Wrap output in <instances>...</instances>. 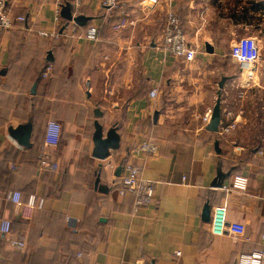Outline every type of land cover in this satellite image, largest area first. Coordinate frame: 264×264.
<instances>
[{"label":"crops","instance_id":"crops-1","mask_svg":"<svg viewBox=\"0 0 264 264\" xmlns=\"http://www.w3.org/2000/svg\"><path fill=\"white\" fill-rule=\"evenodd\" d=\"M102 1L8 0L25 20L0 30V264H234L264 250V0ZM170 14L192 57L164 50ZM242 40L257 62L241 64ZM50 120L58 168L42 169ZM144 140L157 152L137 151ZM97 141L112 145L103 158ZM128 166L153 183L152 203L119 193Z\"/></svg>","mask_w":264,"mask_h":264},{"label":"built area","instance_id":"built-area-1","mask_svg":"<svg viewBox=\"0 0 264 264\" xmlns=\"http://www.w3.org/2000/svg\"><path fill=\"white\" fill-rule=\"evenodd\" d=\"M70 2L76 9H79L83 5L84 0H70ZM121 2V0H103L102 5L113 11L120 7ZM55 15L56 19H60L62 17L60 5L56 9ZM24 20V16L14 17L11 14L8 6V0H0V30L11 29L14 27L16 21L23 22ZM125 23L126 22L123 18V21L119 24V26L125 25ZM163 33V47L166 52L181 59L189 58L194 55V49L190 46L181 22L176 15H168ZM86 37L92 40L98 39L97 27H91L87 32ZM234 53L243 65L255 63L260 59L258 47L254 42L251 41L242 40L238 47L235 48ZM47 70H49V68H47ZM156 94L157 89H153L151 91V96L155 97ZM210 113L211 110H209L208 113L203 117L204 122L209 121ZM236 126L237 122L231 121L226 125H222L221 129L223 132H229ZM61 133L62 126L58 121L50 120L47 123L45 129L44 150L40 154V166L42 169L58 168V163L51 159L47 149L55 147L59 143ZM157 150V146L148 140L142 141L137 147V151H143L147 154H154L157 152ZM127 169L128 173L125 174L120 180L118 188L119 193H132L136 195L137 204L140 205L152 203L155 197L153 183L139 175L140 169L138 167L128 166ZM5 198L15 203H19L21 199V193L19 191L9 192ZM2 199L4 198L0 196V207L2 204ZM10 231L11 222L9 220H5L0 227V240L2 239V236L9 233ZM12 243L18 248H23L26 245L24 237H17L12 240ZM234 264H264V250L260 249L252 252L250 255L240 256Z\"/></svg>","mask_w":264,"mask_h":264},{"label":"water","instance_id":"water-1","mask_svg":"<svg viewBox=\"0 0 264 264\" xmlns=\"http://www.w3.org/2000/svg\"><path fill=\"white\" fill-rule=\"evenodd\" d=\"M61 16L65 17L66 19H71V13L69 12V9L64 7L61 11ZM220 119H221V91H218V99L214 105V108L212 110V114H211V119L209 122L208 127H210V129H214V130H218V126H216L219 122L220 124ZM12 137H15V135L12 134ZM28 137L29 135H26V137L23 139L22 144L23 145H29V141H28ZM98 145V148L96 150V156L103 158L105 157V149L106 147H110L112 146L110 143H102L100 141L96 142Z\"/></svg>","mask_w":264,"mask_h":264}]
</instances>
